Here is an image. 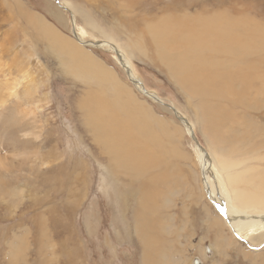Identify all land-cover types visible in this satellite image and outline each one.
Instances as JSON below:
<instances>
[{
	"label": "rangeland",
	"instance_id": "1",
	"mask_svg": "<svg viewBox=\"0 0 264 264\" xmlns=\"http://www.w3.org/2000/svg\"><path fill=\"white\" fill-rule=\"evenodd\" d=\"M7 1L0 0V163L4 159L9 163L5 169L0 167V264H185L187 260L190 264H264V231L248 239L236 237L224 224L215 199L207 192V199L202 198L198 156L202 153L199 148L198 154L195 151L196 146L201 147L215 166L222 163L219 170L227 184L233 176L243 175L242 188L264 195V149L248 153L251 148L244 129L250 122L261 121L259 126L264 130V102L262 95L256 94L254 72L262 66L264 73V0H20L14 2L15 9ZM224 14L243 28L239 41L252 42L257 33L261 47L249 44L251 49L233 55L240 65L238 73L249 84L242 93V106L219 98L218 91L212 89L205 96L208 104L209 96L216 93L218 100L212 103L219 101L228 110L216 121L209 110H203L202 100L173 72L169 74L155 56L149 32L184 29L182 33L192 36L197 21ZM30 15L45 19L71 44L76 43L71 28L75 20L73 28L84 29L85 40L115 45L129 63L133 81L112 52L84 48L133 87L135 96L151 110L147 117L168 151L157 155L153 146L139 140L135 150L149 146L152 149L144 153L153 155L152 162L157 164L150 163L137 181H132L134 175H127L126 170L119 172L117 180L110 177L106 165L112 163L93 138L92 128L88 130L80 100L96 89L87 90L62 73L47 37L33 30L31 21L35 19ZM170 48L176 52L181 47L173 40ZM198 55L205 57L202 52ZM206 63L200 61L201 65ZM134 80L153 93V98L142 95ZM231 91L239 93L240 89ZM182 121L190 124L193 136ZM190 180L196 194L190 189Z\"/></svg>",
	"mask_w": 264,
	"mask_h": 264
},
{
	"label": "bare ground",
	"instance_id": "2",
	"mask_svg": "<svg viewBox=\"0 0 264 264\" xmlns=\"http://www.w3.org/2000/svg\"><path fill=\"white\" fill-rule=\"evenodd\" d=\"M12 1H13V3L9 0L7 2L9 3V7L11 9H15L14 7H12L15 4L14 2L15 1L20 2V0H12ZM30 16H33V15H30ZM33 17L35 19V20L31 21V24L34 27L33 30L35 29L37 31V34L41 33L42 35H45L47 37L50 52L60 62L59 65L62 68V71H63L62 73H64L66 76H68L70 78L72 77L73 79L77 80V82L82 83L87 88V90L88 89L90 90L93 87H95V89H96L94 93H90L89 91L86 92V94H84V97L80 100H81V102H84V104L81 106L84 108V112H85V116H86V124L88 125L87 126L88 130H89V127L92 128L91 134H92L93 138L95 140H97L100 145L103 146L104 150L106 151V153H107V155H108V157L112 163V166L106 165V169L108 170L110 177L113 180H117L119 174H121L119 172L120 171L122 172V170H126L127 175H131V176L134 175V177H132V178L130 177V179H132V181H134V180L137 181L139 176L142 175V172L143 173L147 172V171L145 172V169L149 166L150 163L157 164V162H152L153 161V157H152L153 155H149L148 154L149 152L144 153V151L152 149V148L150 149L149 146H145V148L143 147L144 150H142L140 152L138 151V149L135 150V147L136 148L138 147L136 145H138L139 140L144 141L147 144H150L151 147L153 146L152 150L156 154L157 153L161 154L162 152L164 154H167L168 151L166 148L164 149L162 147V144L158 141L159 138L157 136V131H155V129L152 127L153 125L151 126V123L149 121L151 118L148 119V117H147V115H149V114L151 115V113L149 112L151 110H149L145 106L144 102H141L143 100L140 101L138 99V97L135 96V94L132 91L133 87L130 88V86H128L127 84L122 82L121 79H119V77L116 75V73H114L111 69L107 68L102 62L97 61L95 59V57H93L92 54L87 53V51L84 48L90 47L93 49H105V50H108L109 52H112L114 54V58H115L117 64L120 65L128 73L129 78L131 79V81H133L132 77L129 74L130 73L129 63L125 60V58L123 56H121L120 52L118 51V49L115 45H112V44L107 43V42H90V41L85 40L87 38V33L84 31V29L78 28L77 25H76L75 29L73 28V25H75L74 24L75 20L73 21L71 28L73 29L72 32L76 38L75 39L76 41L74 40L76 43L73 42L71 44V43H69V41H67V39L64 38V36L61 35V33H59L58 30H56L52 25H49L48 23H46L44 21L45 19L42 20L43 18L41 19L36 15ZM221 17L222 18L218 17L217 19L216 18H214V19H207L206 18L205 20H201L199 22L197 21L196 22V23H198L196 25L197 27L193 28L196 33L194 32V34L192 36H190L189 34H186L188 32H186V33L183 32L184 33L183 34L182 31L184 29L182 31L180 30V31H176V32H173V31L166 32V30L165 31L161 30L159 32L158 29L156 28L158 33H156V30H154V29L150 30V32H149L150 40L153 43L152 46H153V48H154V46L156 47L155 56L158 57V59L161 61V63L165 64L166 68L169 70V74H171L170 72H173L175 74L176 78L178 80H180L181 84H183V86L185 88H189L190 91L193 93V95L194 94L197 95L199 97V99L202 100L201 101L202 103L200 105H202L204 107L203 108V110L205 109L204 111L209 110L208 113L212 118H215L214 120L222 119V117H225L227 115V111H228V110L226 111L225 106H224V108L221 107V105L219 104V101L216 104L212 103L215 98L218 100L217 94L220 95L219 98H221V99L228 98L232 103H234V104L240 103V105L242 106V103L245 101V95L242 96V93L244 90L249 88V84L246 81H244L243 77H241L242 75L238 73V69L236 67L239 65V62H237L234 59L233 55L237 54L240 50H242L243 52H246L249 49H251L249 47V44L254 45L256 48L261 47L257 43V39H258L257 33L253 34V41L252 42L245 44V43L239 41L244 35V30L241 27V25L239 24V22L238 21H235V22L229 21V18H231V17L228 14L221 15ZM188 18H189V16H188ZM180 20H181V18H180ZM169 22H167V23H169ZM191 23H193V22H191ZM183 25L184 24L182 23V26ZM194 25H195V22H194ZM88 26H89V24H88ZM90 26H91V24H90ZM30 27H31V25H30ZM177 27H179V25ZM180 27H181V25H180ZM188 27H190V26H188ZM176 30H177V28H176ZM167 31H169V30H167ZM191 34H192V32H191ZM137 38H138V36H137ZM135 40H136V38H135ZM173 40L177 46L181 47L179 49L180 51L179 50H176V52L171 51L172 47L170 48V44L172 43ZM133 41H134V39H133ZM142 42L143 41H141V43ZM141 43H139V44H141ZM152 43H150V44H152ZM133 44L137 45L136 43H133ZM197 45H198V47L195 51L194 47ZM191 47H192V50H191ZM198 52H202L205 57L198 55ZM201 60H205V61H207V63L204 65H201L200 64ZM262 68H263L262 66L259 68H256L254 70V72H255V74H257L256 80L258 81V85L255 88L257 90L256 94H258V95L261 94L263 97L262 101L264 102V73H263ZM168 70H167V72H168ZM209 70H211V71L218 70V71H221L222 73L214 75L212 73H209L208 72ZM173 73H172V76L174 75ZM180 82H179V84H180ZM133 83L135 85H137L136 89L141 91L142 95H144L145 97H148L150 99L153 98L154 94L146 91V89L143 87V85L139 81L134 80ZM232 87L240 89V92L239 93H235L236 91L232 92L231 91L233 89ZM211 89L213 91H218V92H217V94L214 92L215 94L209 96V100H208V104H207L206 103L207 97H205V96L208 94V92H211ZM6 96H9V95H6ZM33 96H34V93L29 95L28 98L31 99ZM4 100H5V98H4ZM79 104H81V103H79ZM221 104H223V103H221ZM2 105L6 106L7 104L5 102H2ZM249 106L246 105V108L248 109ZM83 108H82V110H83ZM195 108H196V106H195ZM249 110H250V108H249ZM223 111H226V112H224L222 114ZM152 116H153V114H152ZM137 117H139V119ZM234 117H236V116H234ZM152 118H154V117H152ZM156 118L157 117H155L154 120L156 123H158L157 125L162 126V123ZM180 120H182V119H180ZM236 120H238V118H236ZM147 122L149 123V125L147 124ZM93 123H97L99 125H94ZM237 123H239V122H237ZM250 123L247 124V121H246V124H247L246 128L244 127V129H246L245 130L246 142L250 143L249 147L251 148V150L248 153H254V152L258 153L259 151L261 152L262 149H264V130H263V127L262 128L260 127L262 125L259 126V124H261V121L260 122L255 121L254 124L253 123L250 124ZM153 124H154V121H153ZM182 124L185 126V129L189 132V134L193 136V133H192L193 129L190 126V124L187 122H183ZM170 125H171V123H170ZM174 127H177V126L175 125ZM212 132H213V130H212ZM163 133H165V132H163ZM218 133L219 132H217V135H218ZM181 134H183V133H181ZM214 134H215V132H214ZM214 138H213V140H214ZM254 139L255 140L259 139V140L253 142L252 140H254ZM216 140H214V141H216ZM169 143H170V140H169ZM214 143H216V142H214ZM174 147H176V146H174ZM198 148H199L200 152L202 153V155L198 154V150H197ZM195 149H196L195 150L196 153L199 156V163H200L199 166H201V168H202V173L200 176V177H202L200 180V186H201L200 191H201L202 198H206V195L204 192H207L208 195H210L212 198L215 199L216 204L219 207L218 209H220L222 211V214H223L224 219L226 221V223H224V224L228 226L229 230L236 237L240 235L241 238L245 237V239H248L249 237L256 235L255 232L264 231V195L251 193V192L247 191V189L242 188L241 187V185H242L241 179L244 180L243 175L242 176L237 175L235 177L233 176L232 180H229L230 183L227 184V182L224 181L225 179L223 180V177H222L220 170H219V169H221L222 163L215 166L214 161L209 157V155L205 149L198 147V146H196ZM215 149H217V148H215ZM134 150L136 151V153L133 152ZM31 153H32V155L35 154L32 151H31ZM180 155L182 156L183 159L184 158L186 159V157H187L185 154H182V153H180ZM35 156L39 157L37 153L35 154ZM48 157L50 158V156H48ZM133 157H138V159L140 161H137ZM188 157L190 158V156H188ZM259 158L260 157L257 154L255 159L258 160ZM262 158L264 159V156ZM154 159H156V157ZM248 162H250V161H248ZM251 163H252V161H251ZM134 164L137 167H135ZM8 165H9L8 161L6 162L5 159L1 160L0 167L4 166V169H5ZM234 165H236V164H234ZM245 166H246V163H245ZM251 167H254V166H251ZM228 168H229V166H228ZM262 169H264V168L262 167ZM226 171H227V168H226ZM254 171H252V172H254ZM241 172H242V170H241ZM262 173H264V172H262ZM122 175H123V173H122ZM246 176H247V174H246ZM254 176H256V175H254ZM124 178H125V176H124ZM248 179H249V177H248ZM246 181H249V180H246ZM154 182H156V181H154ZM189 183L191 186L190 189L192 190V192H195V194H196V190L194 188L195 186L192 184L191 180ZM248 184H250V183L248 182ZM245 186H246V184H245ZM130 189H131V187H130ZM128 190H127V192H128ZM123 192L124 191H122V193ZM131 192H133V190H131ZM140 192H141V190L139 191V193ZM195 194H193V195H195ZM196 196H200V194H197ZM128 197H130V196H128ZM193 198L195 201L199 200L196 197H193ZM145 206H147V204ZM152 210L154 211V207ZM149 212H150V210H149ZM140 223H142V222H140ZM135 231L138 232L136 229H135ZM140 233H142V232L140 231ZM138 234H139V232H138ZM145 235H147V234H145ZM142 236H144V234H142ZM261 236H260V238H261ZM144 237H142V238H144ZM155 237H157V235L154 236V238ZM140 240H142V239H140ZM145 240H149V239H145ZM254 240H255V238H254ZM256 240H258V239H256ZM142 241H144V240H142ZM151 241H152V239H151ZM152 243H153V241H152ZM147 246L148 245H146V247ZM161 246H162V244H161ZM152 248H155V247H152ZM146 257H148V256H146ZM188 263H189L188 260L185 261V264H188ZM150 264H152V263H150ZM258 264H260V262Z\"/></svg>",
	"mask_w": 264,
	"mask_h": 264
}]
</instances>
